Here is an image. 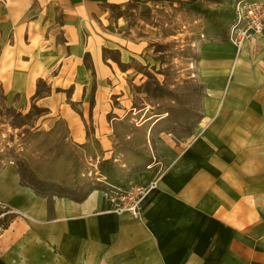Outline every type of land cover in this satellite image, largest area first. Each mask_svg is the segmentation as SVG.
<instances>
[{"label":"crops","instance_id":"obj_1","mask_svg":"<svg viewBox=\"0 0 264 264\" xmlns=\"http://www.w3.org/2000/svg\"><path fill=\"white\" fill-rule=\"evenodd\" d=\"M129 1L1 0L6 103L41 111L34 131L65 122L71 144H91L89 174L113 159L114 185L158 187L136 220L110 213L102 184L80 202L42 196L5 165L0 210L13 220L0 231V264H264V36L242 49L203 43L197 127L157 134L146 116L132 127V65L145 62L146 46L112 13ZM129 131H141L147 162L127 176Z\"/></svg>","mask_w":264,"mask_h":264},{"label":"rangeland","instance_id":"obj_2","mask_svg":"<svg viewBox=\"0 0 264 264\" xmlns=\"http://www.w3.org/2000/svg\"><path fill=\"white\" fill-rule=\"evenodd\" d=\"M236 1L130 0L127 4L112 9L115 20L121 19L126 32L131 31L146 46L145 62L132 65L135 70L133 74L137 73L132 79L134 84L130 83L136 115L132 127L135 128L146 116L155 125L154 132L157 134L168 132L177 138L193 133L201 117L204 97L196 64L200 47L210 40L207 38L209 22L199 16L197 9L223 13L232 10L226 14L229 21L235 22ZM1 6L0 0V12ZM40 114L41 111L36 107L24 114L9 106L0 88L1 168L13 163L15 159L12 157H20L23 150L24 153L42 155L43 152L35 146L44 138L32 140L24 146L28 131L39 132L32 129L35 127L36 116ZM130 133L131 131L128 132L131 140L128 143H135L139 147L136 139H141V131ZM65 143L72 146L71 141L66 140ZM124 143L123 147L127 150L129 144ZM95 153L98 151L95 150ZM91 163L89 157L85 158L84 166L87 170L83 172L91 168ZM113 166L119 167L115 162ZM135 170L130 167L126 175H131ZM89 177L92 182L96 180L93 174Z\"/></svg>","mask_w":264,"mask_h":264},{"label":"trees","instance_id":"obj_3","mask_svg":"<svg viewBox=\"0 0 264 264\" xmlns=\"http://www.w3.org/2000/svg\"><path fill=\"white\" fill-rule=\"evenodd\" d=\"M230 11L232 10L226 13ZM197 13L209 22L207 38L221 42L228 40V28L232 22L229 21L226 13L201 9H197ZM25 138L24 146L32 140L38 141L40 138H44L35 146L43 153L36 156L32 153H24L23 150L20 157H12L15 159L12 164L19 171L23 184L34 189L38 194L42 196L54 194L80 202L87 197L92 189L100 186L99 183L92 182V178L89 177V172L92 169L83 172L87 170L84 160L91 156V144H72L71 146L65 143L68 139L65 122H58L55 128L49 132L28 131ZM94 145L99 148L96 142ZM44 148L47 150L44 151ZM137 148L138 146L129 143L127 150L125 149L127 169L130 167L141 169L143 167L141 165L147 162L143 152ZM92 156L95 157V154L92 153ZM113 164V159L107 160L102 162L99 168V175L105 177L110 183L117 182L122 176L121 168L114 167ZM12 220L13 215L8 214L7 209L0 210V231L6 229Z\"/></svg>","mask_w":264,"mask_h":264},{"label":"built area","instance_id":"obj_4","mask_svg":"<svg viewBox=\"0 0 264 264\" xmlns=\"http://www.w3.org/2000/svg\"><path fill=\"white\" fill-rule=\"evenodd\" d=\"M234 10L237 18L229 25L228 41L238 49H242L251 40L264 36V0H237ZM95 177L94 183L102 184L104 187L102 192L110 213L129 214L136 220L142 219V205L145 198L158 187L157 180L147 186L132 181L117 186L105 177H101L98 172L95 173Z\"/></svg>","mask_w":264,"mask_h":264}]
</instances>
